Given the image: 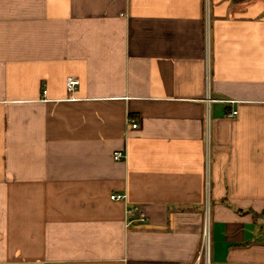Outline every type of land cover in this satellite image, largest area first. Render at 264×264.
Returning <instances> with one entry per match:
<instances>
[{
    "label": "crops",
    "instance_id": "1",
    "mask_svg": "<svg viewBox=\"0 0 264 264\" xmlns=\"http://www.w3.org/2000/svg\"><path fill=\"white\" fill-rule=\"evenodd\" d=\"M262 214L264 0H0V264H193L206 217L264 264Z\"/></svg>",
    "mask_w": 264,
    "mask_h": 264
},
{
    "label": "built area",
    "instance_id": "2",
    "mask_svg": "<svg viewBox=\"0 0 264 264\" xmlns=\"http://www.w3.org/2000/svg\"><path fill=\"white\" fill-rule=\"evenodd\" d=\"M78 79L74 76H68L65 80V85L67 90L71 91L75 88V86L78 84ZM236 111H231L232 114H234ZM129 120V118H128ZM132 126L135 127L136 123H132ZM114 159H121L123 157V154L120 151H116L113 155ZM112 199H125L126 195L125 193H113L110 195ZM140 220H144L143 216L139 217ZM262 218H264V214H262ZM203 258L205 261H203ZM204 262V264H210V230H209V223H208V217H206V221L203 227L202 232V240L200 244L199 251L194 259L193 264H201Z\"/></svg>",
    "mask_w": 264,
    "mask_h": 264
},
{
    "label": "rangeland",
    "instance_id": "3",
    "mask_svg": "<svg viewBox=\"0 0 264 264\" xmlns=\"http://www.w3.org/2000/svg\"><path fill=\"white\" fill-rule=\"evenodd\" d=\"M203 261H205L204 258H203ZM201 264H204V262H202ZM206 264H207V263H206Z\"/></svg>",
    "mask_w": 264,
    "mask_h": 264
}]
</instances>
